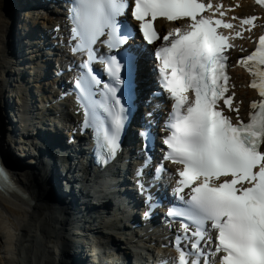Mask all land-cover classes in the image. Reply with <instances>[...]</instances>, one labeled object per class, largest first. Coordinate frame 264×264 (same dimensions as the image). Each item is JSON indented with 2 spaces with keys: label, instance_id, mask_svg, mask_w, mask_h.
<instances>
[{
  "label": "snow or ice",
  "instance_id": "1",
  "mask_svg": "<svg viewBox=\"0 0 264 264\" xmlns=\"http://www.w3.org/2000/svg\"><path fill=\"white\" fill-rule=\"evenodd\" d=\"M256 3L264 7V0ZM221 8L211 0H72L69 10L72 51L88 57L80 65L85 71L75 81L83 126L94 129L99 147L108 156L116 154L125 126L118 86L124 85L120 97L131 106L143 55H152L158 62L159 85L172 101L162 128L167 133L162 138L163 159L176 166L174 193L182 202L166 212L179 219L182 230L175 240V264H212L202 247L208 244H214L212 255L219 254L215 264H264V35L254 51L237 62L253 77L249 86L261 97L250 104L245 122L231 96L225 95L229 77L224 55L234 47L228 41L243 36L240 31L231 37L217 30L234 28L222 19ZM129 14L138 27L129 23ZM158 18L184 23L161 37L153 24ZM255 19L243 18L240 24L253 26ZM137 36L146 44L135 43ZM160 40L163 43L158 44ZM97 43L117 50L100 58L111 82L104 83L99 101L93 99L92 90L101 80L91 67L97 59ZM225 108L235 112V118ZM142 135L151 139L150 133ZM163 171L161 164L150 174ZM0 176H4L2 169ZM139 186L143 191V183Z\"/></svg>",
  "mask_w": 264,
  "mask_h": 264
},
{
  "label": "bare ground",
  "instance_id": "2",
  "mask_svg": "<svg viewBox=\"0 0 264 264\" xmlns=\"http://www.w3.org/2000/svg\"><path fill=\"white\" fill-rule=\"evenodd\" d=\"M22 1L29 2L35 0H0V148L6 155L14 180L19 188V191L10 188L3 190L0 189V262L5 261V264H25L23 247L25 248L28 246V251L34 250L37 245H39L37 242L39 243L40 238H43L45 242L41 245L43 246V251L40 254L41 263L38 261L39 264H74L71 252L75 248L70 246L68 241V224L71 220L76 223L79 222V227H77L75 233L79 234L83 239L94 240L96 238L91 234L86 235V230L83 232V228L86 226L81 223L86 221L87 217H90L88 221L92 224V220H100L103 224L106 222L103 226L107 230L103 229L99 231V234L97 235L98 239L103 240L104 245L109 244L112 240L119 241L121 238H124L127 241L126 243H122L124 245L130 241L124 233L114 232V230H120L118 224L112 223V220L115 219L114 215H108L104 218L102 216V218L96 217L99 214L101 215V208L92 196L99 194V192L95 193L93 189H91L90 192L89 185L93 186L96 182L97 185L100 186L97 181L93 184L90 182L88 185V182H86L89 180L88 178L86 181H81L79 172L73 174L70 177L73 184L72 189L64 193L61 201L51 182L54 184H57L58 182L62 183L64 180L63 172L51 171L53 168L51 162H47L44 169L40 168L43 163V158L40 155H29V157H37L38 160L33 163V160L30 159L25 162L21 159H17L10 152L9 128L11 124L7 121V118L12 120L13 124H19V126L24 129L22 118L27 115V112L20 111V107V109L17 110V99L14 95L12 96L11 90L13 83H15L17 79L23 78L25 65L21 62L25 58V51L30 46L24 45V47H22L17 40V36L20 34L18 28L21 26L25 28L24 26H26L23 15H26L27 13H24L23 15L21 14V10L24 7L21 5L23 4L21 3ZM242 3L243 7L239 10L241 14H247V12L252 11L253 8L250 0H243ZM18 7L22 8L18 11ZM22 12L27 11L22 10ZM17 17L18 20H15ZM43 23V25H48V27L51 28L59 24L61 25L64 22L61 15L56 14L48 17ZM160 23H163V21H160ZM179 23L181 24L182 22ZM14 24H17V26L19 25L18 28L15 27ZM175 26H177V24H172L169 30ZM37 29L38 28H36L34 24L29 27L33 36L41 34ZM52 33L55 34V32ZM25 38H28V35H26ZM143 67L144 66H142V69ZM36 71L37 70H34V72ZM34 72L32 68L29 78V80L32 79V83L35 85L34 88L37 87L40 90L45 89V86L41 85L42 80L37 78L38 76H32L34 75ZM233 74L235 81L233 92L237 99L236 105L240 106L242 101L241 112L242 114H245L249 111V99L256 98V94L251 88L247 87L248 78L240 68H235ZM43 78L44 76L42 79ZM22 85L24 84L22 83ZM21 87L23 86L19 83L16 89L20 91ZM30 96L32 98V92H30ZM23 98L26 99V103L22 100ZM23 98H20L21 102L25 103L22 107V111L30 110L32 105L30 106L28 96L24 95ZM4 103L5 107L8 109L6 114L3 108ZM66 104L69 112L68 119L71 120L74 118L75 109L71 102L66 101ZM24 121L27 123L26 118ZM29 129L33 131L32 125H29ZM55 132L58 133L57 130H55ZM52 138L55 143L61 142V137L59 135H52ZM11 141L14 142V140ZM14 154L15 156H18L16 153ZM46 154L49 153L44 150L43 155ZM9 155L15 159L13 160ZM123 172L127 173V170H123ZM49 178L51 182L49 181ZM102 183L103 185L106 184L103 181ZM105 187L106 189L113 188L112 185ZM102 191L103 189L100 190V192ZM127 200L131 206L133 201L130 199ZM103 202L104 201L102 200L101 203ZM70 209L77 211L79 220L74 219V217L68 214V210ZM103 210L105 213L107 212L106 207H104ZM98 224L99 223L96 222L94 223V226ZM58 244H60V248L57 246ZM107 248L114 253H117L120 250L116 246H108ZM59 251H62V253ZM75 252L80 255L79 262L81 264H89V261H87L88 259L84 260V258H82L83 253L79 249H76ZM98 255L97 251L91 252V260L97 259ZM104 259H106V257H104ZM106 262L107 264H115L113 263V257L107 259Z\"/></svg>",
  "mask_w": 264,
  "mask_h": 264
},
{
  "label": "rangeland",
  "instance_id": "3",
  "mask_svg": "<svg viewBox=\"0 0 264 264\" xmlns=\"http://www.w3.org/2000/svg\"><path fill=\"white\" fill-rule=\"evenodd\" d=\"M13 1V0H12ZM9 157H11L10 155H9ZM13 160L15 159L14 157H11ZM26 160H28V158H26V159H24V161H26ZM32 168V167H31ZM66 217H68L67 215H65ZM40 242L38 243L37 242V244H39L40 246L42 245V243H44L45 242V240H43V238H40V240H39ZM43 241V242H42ZM36 244V245H37ZM39 245H37V247L34 249V250H31V251H28V246H26L25 248L23 247V258H25V259H27V260H25L24 259V261H25V264H35V263H37V264H39V262L41 263V253H42V251H43V246H39ZM33 248V247H32ZM36 250V251H35ZM57 253V252H56ZM30 254H31V258H30ZM39 259V260H38ZM36 260V261H35ZM27 261V262H26ZM35 261V262H34ZM39 261V262H38ZM0 264H5V261L4 262H0Z\"/></svg>",
  "mask_w": 264,
  "mask_h": 264
}]
</instances>
